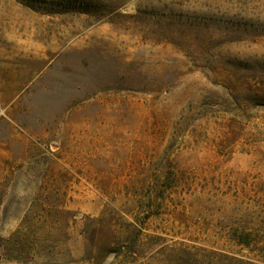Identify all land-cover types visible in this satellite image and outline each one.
<instances>
[{
    "label": "rangeland",
    "instance_id": "374dc122",
    "mask_svg": "<svg viewBox=\"0 0 264 264\" xmlns=\"http://www.w3.org/2000/svg\"><path fill=\"white\" fill-rule=\"evenodd\" d=\"M0 264H264V0H0Z\"/></svg>",
    "mask_w": 264,
    "mask_h": 264
}]
</instances>
